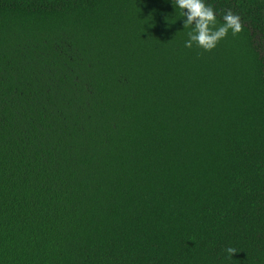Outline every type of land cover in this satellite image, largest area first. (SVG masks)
Segmentation results:
<instances>
[{
    "label": "trees",
    "instance_id": "16d2710c",
    "mask_svg": "<svg viewBox=\"0 0 264 264\" xmlns=\"http://www.w3.org/2000/svg\"><path fill=\"white\" fill-rule=\"evenodd\" d=\"M205 2L0 0V264H264V0Z\"/></svg>",
    "mask_w": 264,
    "mask_h": 264
},
{
    "label": "clouds",
    "instance_id": "9594fccd",
    "mask_svg": "<svg viewBox=\"0 0 264 264\" xmlns=\"http://www.w3.org/2000/svg\"><path fill=\"white\" fill-rule=\"evenodd\" d=\"M172 3L175 9L180 10L181 17L186 18L183 28L190 29L184 45L187 48H192L195 44L204 51H212L229 32L236 36L243 30L240 16L232 11L224 14L223 23L218 26L215 11L205 0H172ZM225 251L229 257L237 253V249L233 247H228Z\"/></svg>",
    "mask_w": 264,
    "mask_h": 264
}]
</instances>
